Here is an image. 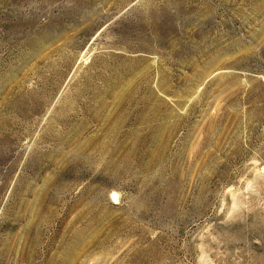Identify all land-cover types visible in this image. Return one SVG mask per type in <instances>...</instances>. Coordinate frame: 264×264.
<instances>
[{
	"label": "rangeland",
	"instance_id": "obj_1",
	"mask_svg": "<svg viewBox=\"0 0 264 264\" xmlns=\"http://www.w3.org/2000/svg\"><path fill=\"white\" fill-rule=\"evenodd\" d=\"M0 264H264V0H0Z\"/></svg>",
	"mask_w": 264,
	"mask_h": 264
}]
</instances>
